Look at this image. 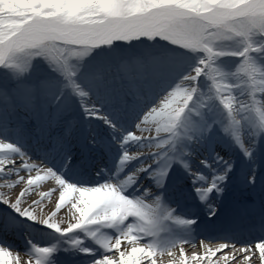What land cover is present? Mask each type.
I'll return each mask as SVG.
<instances>
[{
  "label": "snow or ice",
  "instance_id": "1",
  "mask_svg": "<svg viewBox=\"0 0 264 264\" xmlns=\"http://www.w3.org/2000/svg\"><path fill=\"white\" fill-rule=\"evenodd\" d=\"M177 248L264 264V0H0V264Z\"/></svg>",
  "mask_w": 264,
  "mask_h": 264
},
{
  "label": "bare ground",
  "instance_id": "2",
  "mask_svg": "<svg viewBox=\"0 0 264 264\" xmlns=\"http://www.w3.org/2000/svg\"><path fill=\"white\" fill-rule=\"evenodd\" d=\"M17 160H19V158H17ZM39 163V160H29L28 163ZM22 166V165H21ZM35 173H33L34 175ZM21 175H27V173H21ZM49 187H55V182L54 181H48L45 182L41 187H39L38 189V193L39 192H45L49 189ZM58 193H54L50 199H47L44 201L43 203V207L44 210L47 212L49 210H54V202L58 200ZM37 198L38 195H37ZM57 219L58 220H66L67 217L65 216V210L61 209L58 213H57ZM14 243L17 245V248L14 249L16 251H20L21 252V256L22 259L24 261H26L24 254H23V241L22 239H17L14 241ZM204 243L207 244L210 248H212L213 250L218 247L221 243H232L229 241H223V240H208L205 239ZM241 245L237 244V247H240ZM184 250H185V255L187 256V258L189 260H191L193 253H196L198 255H200L201 257L204 254V247L203 245H201L199 243V241L195 242V243H189V244H184L183 245ZM227 251V250H226ZM173 252L175 253V256H169L167 254L164 255H157L156 260H157V264H180V261L183 259V256L181 255L179 248L177 249H173ZM222 259V254L218 253L216 257L213 258V260H220ZM242 259V257H241ZM256 261V257H252V264H255ZM201 264H207V261H202ZM229 264H232V261H229ZM237 264H239V261H237Z\"/></svg>",
  "mask_w": 264,
  "mask_h": 264
}]
</instances>
